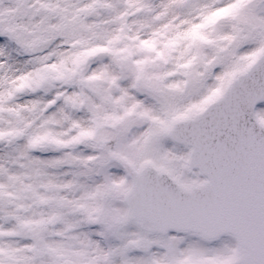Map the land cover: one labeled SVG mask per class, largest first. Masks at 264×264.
<instances>
[{"label": "snow or ice", "instance_id": "obj_1", "mask_svg": "<svg viewBox=\"0 0 264 264\" xmlns=\"http://www.w3.org/2000/svg\"><path fill=\"white\" fill-rule=\"evenodd\" d=\"M0 264H264V0H0Z\"/></svg>", "mask_w": 264, "mask_h": 264}]
</instances>
